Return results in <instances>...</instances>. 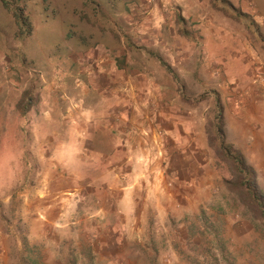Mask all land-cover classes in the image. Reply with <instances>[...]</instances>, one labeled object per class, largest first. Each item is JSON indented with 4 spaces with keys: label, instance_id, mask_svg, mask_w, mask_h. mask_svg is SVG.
Masks as SVG:
<instances>
[{
    "label": "rangeland",
    "instance_id": "rangeland-1",
    "mask_svg": "<svg viewBox=\"0 0 264 264\" xmlns=\"http://www.w3.org/2000/svg\"><path fill=\"white\" fill-rule=\"evenodd\" d=\"M164 1L0 0V264H264V204L233 158L264 191V0H190V18ZM175 25L194 50L163 63L165 96L191 113L190 160L142 152L119 210L140 169L112 143L102 62H145Z\"/></svg>",
    "mask_w": 264,
    "mask_h": 264
},
{
    "label": "crops",
    "instance_id": "crops-1",
    "mask_svg": "<svg viewBox=\"0 0 264 264\" xmlns=\"http://www.w3.org/2000/svg\"><path fill=\"white\" fill-rule=\"evenodd\" d=\"M157 2L160 3L165 1L157 0ZM156 5L155 7L158 9L160 5ZM180 6L183 9V16L190 18V0H186ZM147 7L151 8L152 4ZM150 27L154 26H148V28ZM179 28L180 27L175 25L169 27L163 26L158 29V42L160 44L157 48H160L161 52H159L156 47L150 49L145 45L144 48H146V50H141V53L138 55L146 58L145 62H139L136 55L126 53V57L128 58L125 64L127 65V63H129V65L119 72V67L113 59L117 54H112V58L111 55L106 52L107 59L105 62H102L103 69L109 74L105 76L106 80L110 82L108 88L112 89L109 90L111 94L109 95V103H107L106 106L114 103L113 106L107 107V110L110 113L119 114L118 118L114 117L110 120L108 127L110 130L118 129L122 136L126 137L121 139L120 137L116 138L119 135H114L112 143L114 146H121V144L125 145V147L131 151L128 160L126 158L128 167H130L127 170L129 174L134 173L133 166H130V162L139 164L137 165L138 169L142 167L140 164L142 152H144V156L147 153H151L152 156H155L151 157L155 159L156 157L160 158L161 156L163 158L166 156L169 162L175 160V155H181L185 157V159L190 160V146L188 145L189 143H187L190 141V111L186 110L184 106H180L179 101L176 103L173 101L174 99H179L178 87L176 81H174L173 87V76L168 73L166 66H164V64H166L168 67L171 66V69H174L177 65H188L185 61L188 59L190 60V50H194L189 44V40L182 36V32ZM162 29L171 39L172 45L163 40L164 36ZM148 30L146 31L147 37L149 36ZM154 30H156L155 27ZM209 41L210 38L206 39V44H208ZM154 49L157 51L153 55L149 50ZM131 56L134 57L131 58ZM198 61L199 59L194 62V65L198 64ZM146 66L149 68H146ZM118 81V86H115V83ZM168 89H172L174 92V95L171 94L169 96V98H173L171 101H168L166 99L168 96H165L166 94L168 95ZM147 98L149 100L154 99L152 101H155L158 107L155 109H147L146 103H144ZM190 101L192 102L193 99H190ZM152 112L156 115H152ZM100 120L101 119H97L94 124L97 125ZM118 120L120 121V126L117 122ZM122 127L124 130L121 129ZM202 128L203 126L201 129ZM201 129L199 130L200 133H202ZM92 130L93 128L89 131L90 136L83 138V142L87 141V138H89L93 141L92 144L94 147L96 146L95 142L97 141L99 145L100 140L98 134L96 137L93 135ZM102 132L105 131L102 130ZM92 136L94 138H92ZM201 136L204 137L203 133ZM198 140L199 139H196L197 146H201ZM180 147L183 148L182 153ZM167 150L168 153H166ZM142 173L143 169H140L136 173L137 175H135V178L132 176L133 181L130 182V180H128L130 184L125 186H128L129 190L123 194V199L121 200L122 205L117 206L119 210L135 208V201L132 194L137 193V191L132 190L133 187L131 185H136L135 183L137 182L134 180L138 179L137 177L141 176ZM140 180L141 178H139V181ZM180 191V189L175 190L176 193ZM126 201L130 202V204L128 205Z\"/></svg>",
    "mask_w": 264,
    "mask_h": 264
},
{
    "label": "trees",
    "instance_id": "trees-1",
    "mask_svg": "<svg viewBox=\"0 0 264 264\" xmlns=\"http://www.w3.org/2000/svg\"><path fill=\"white\" fill-rule=\"evenodd\" d=\"M9 1L10 0H2V2H3V4L6 6V7H8V5H9ZM219 131L221 132V134H223V128L220 130L219 129ZM227 153V152H226ZM229 155L230 156H232L233 157V155H232V153H229ZM241 156V155H240ZM233 158H235V160L238 162V164H239V171L242 173V175L243 176H248L249 177V179L251 180V184L254 186V193L256 194V196H259L260 195V197H261V200H262V202L263 203H261V204H264V191H263V189H261L260 187H259V185H256V178H255V170L252 168V167H250L248 164H247V161L241 156V158L240 159H238V157H233ZM247 185H249V183H246ZM252 186V187H253ZM248 193V192H247ZM248 198H250L249 200V202H251V203H255V204H257L258 202H256L255 200H254V197L250 194V193H248L247 194V197H246V200L248 199ZM248 202V203H249Z\"/></svg>",
    "mask_w": 264,
    "mask_h": 264
}]
</instances>
